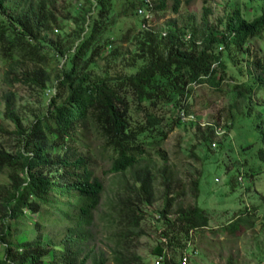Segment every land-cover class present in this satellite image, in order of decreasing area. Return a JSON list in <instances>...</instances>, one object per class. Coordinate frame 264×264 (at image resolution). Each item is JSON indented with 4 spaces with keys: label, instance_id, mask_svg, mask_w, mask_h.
Wrapping results in <instances>:
<instances>
[{
    "label": "trees",
    "instance_id": "trees-1",
    "mask_svg": "<svg viewBox=\"0 0 264 264\" xmlns=\"http://www.w3.org/2000/svg\"><path fill=\"white\" fill-rule=\"evenodd\" d=\"M78 1L74 29L66 34L53 2L0 0L3 83L49 95L44 112L27 127L11 95L4 99V119L13 130L0 126V136H13L16 147H0V264H144L135 251L144 218L136 204L154 203L157 185L165 242L152 256H161L158 264H179L174 252L185 249L182 240L207 228L197 205L199 184L187 189L191 206L176 205L168 196L177 190L172 175L157 168L147 151L164 160L158 149L167 135L182 123L193 124L194 87L222 94L223 82L232 81L234 97L251 105L246 110L262 108L254 121L263 146L255 154L264 163V56L261 48L251 49L256 41L264 43V10L251 21L229 11L218 21L221 32L207 26L206 11L196 44L193 35L183 42L172 25L165 33L149 30L152 12L163 11L165 0L157 7L151 0L122 3L120 18L137 16L142 32L134 57L113 68L114 2ZM192 1L173 0L172 11ZM53 32H59L55 39ZM104 55L106 70L91 76ZM214 127H205L204 145ZM96 156L108 162L106 175L118 177L116 197L107 202L93 173ZM240 214L246 215L245 207Z\"/></svg>",
    "mask_w": 264,
    "mask_h": 264
},
{
    "label": "rangeland",
    "instance_id": "rangeland-1",
    "mask_svg": "<svg viewBox=\"0 0 264 264\" xmlns=\"http://www.w3.org/2000/svg\"><path fill=\"white\" fill-rule=\"evenodd\" d=\"M48 1L53 2L61 18L60 26L66 34L71 33L74 29L73 18L75 13L79 12L81 3L78 0ZM112 1L117 20L111 29L115 40V61L112 64L115 68L126 59L134 57L137 52L135 45L142 31L137 16H119L122 3L127 5L131 0ZM133 1L140 4V0ZM158 1L160 0H151L154 2L153 7L158 6ZM180 1L184 3V0ZM165 2L163 11L154 9L152 12L153 21L149 30L165 33L172 25L179 31L180 36L182 35L183 42L188 41L189 35H193L196 44L206 11L209 13L207 26L221 32L218 21L229 11L236 10L244 20L251 21L264 10V0H193L189 5L181 4L176 14L172 11L173 0ZM57 34L53 32L54 39ZM258 48L262 49L260 54L264 56V43L256 41L251 45L253 51ZM105 57L102 56V59L96 62L91 76L104 73L105 59L108 58ZM108 62L111 60L108 59ZM53 63V69H56L62 61L58 65ZM3 72L4 63L0 60V126L11 132L12 125L4 119V99L7 95H11L14 111L25 127L44 112L43 105L49 95L38 92L35 88L15 84L14 81L5 84ZM223 83L222 94H211L206 87H194L190 108L193 124L182 123L167 135L158 149L164 160L156 155V150L150 149L147 153L157 168L164 167L172 175L174 185L171 188L176 187L177 190L171 189L168 196L177 199L176 205L180 204L185 208L191 206L192 201L187 189L194 181L199 184L197 205L204 211L207 228L198 232L190 231L188 239L181 242L185 245L186 253L184 250L176 251L175 258L180 259L185 254L189 258V264H260L264 258V163L258 161L255 154L263 145L260 144L259 129L254 117L262 108H255L254 105L246 110V107L251 105L234 97L233 82ZM47 87L52 90V84ZM254 102L255 99L252 100V103ZM194 124L199 126V130ZM207 125L215 126V132L211 142L204 145ZM0 147L7 150L15 148L14 137L0 136ZM94 161L93 173L105 187L102 201L107 202L112 196L116 197L114 191L119 188L118 177L105 174L109 166L107 161L98 156ZM158 188L157 185L153 196L154 203L136 204L144 218L140 222L142 235L136 243L135 251L143 258L144 264L154 263L152 251L157 245L165 242L160 237L165 228L162 227L163 221H158V213L162 209ZM181 191H184V196L176 197ZM176 205L170 209L169 217L174 215ZM244 207L246 215H239ZM3 253L4 250L0 246V259L3 258ZM165 254L169 258L171 252L168 250Z\"/></svg>",
    "mask_w": 264,
    "mask_h": 264
},
{
    "label": "built area",
    "instance_id": "built-area-1",
    "mask_svg": "<svg viewBox=\"0 0 264 264\" xmlns=\"http://www.w3.org/2000/svg\"><path fill=\"white\" fill-rule=\"evenodd\" d=\"M141 12H138V14H140ZM161 260V256H159L158 258H155V261L153 264H158L159 261ZM179 264H189V258L187 255L183 254L180 259H179ZM261 264H264V260L261 262Z\"/></svg>",
    "mask_w": 264,
    "mask_h": 264
}]
</instances>
